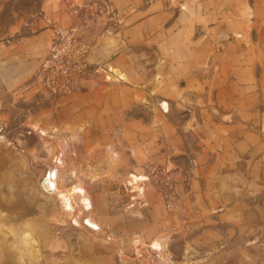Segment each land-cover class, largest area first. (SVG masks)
Masks as SVG:
<instances>
[{
  "label": "crops",
  "instance_id": "0c3cea01",
  "mask_svg": "<svg viewBox=\"0 0 264 264\" xmlns=\"http://www.w3.org/2000/svg\"><path fill=\"white\" fill-rule=\"evenodd\" d=\"M81 1L58 0L55 5L50 1L41 14L66 25L70 7ZM145 1L105 0L119 14L122 43L99 62L94 77L88 76L79 90L61 98L67 108L56 111L13 108L15 102L32 97L28 86L49 48L50 28L41 14L28 18L14 7L13 16L0 13L3 132L13 146L27 147L29 152L33 135H39L44 146H55L61 139L66 148H81L74 161L62 159L63 179L73 170L71 182L81 185L87 173L86 147L118 149L125 156L121 172L132 170L122 182L124 205L130 202V210L143 214L127 213L126 221L133 218L141 228L151 226L163 204L150 188L146 165L157 166L158 171L170 168L176 194L171 222L183 240L182 252L202 242H209L204 252L211 251L217 221L238 228L244 240L252 233L257 244L264 240V0H170L184 6L167 12L163 0ZM3 5L0 0V8ZM34 124L50 135L55 131L58 138L41 135ZM137 148L141 154L135 160L128 158ZM14 168L18 169L16 158L7 156L0 145V186ZM54 168L56 173L52 166L43 167L38 181L58 177L60 170ZM132 173L148 179L130 183ZM47 187L41 194L53 197L51 186ZM139 190L141 207L130 198ZM30 210L25 219L31 222L35 216ZM156 222L165 228L164 218L157 215ZM156 232L148 237L150 243L161 240L163 230ZM144 233H132L136 246ZM5 255L12 257L7 251Z\"/></svg>",
  "mask_w": 264,
  "mask_h": 264
},
{
  "label": "rangeland",
  "instance_id": "374dc122",
  "mask_svg": "<svg viewBox=\"0 0 264 264\" xmlns=\"http://www.w3.org/2000/svg\"><path fill=\"white\" fill-rule=\"evenodd\" d=\"M50 1L55 5L58 0H3L4 5L0 8V13L5 14L7 18L13 16L11 7H14L19 8L18 10L28 18H33L41 14V8H47V2ZM163 2L165 12L171 8L184 6L170 0H163ZM76 5L75 3L70 7V21L73 19L71 10ZM113 12L114 14L110 15L116 19L115 32H120L119 14L115 10ZM33 75L28 86L32 96L30 101H17L13 106L19 112L39 107H49L53 111L58 110L59 107L60 110L65 109L68 105H64L61 98L70 96L80 87L79 84L77 89L68 93L49 94L36 85ZM90 75L94 77L93 71ZM90 75L79 82H83ZM109 77L108 75L107 78ZM87 88V90L92 89L91 86ZM76 96L74 94L71 100L75 101ZM88 101L92 102V99L89 98ZM75 103L74 106H76ZM17 117L22 116L20 114ZM51 117L53 116L49 114L48 118ZM2 135L9 144L2 146L0 142V145L7 156L16 158L18 169L14 168L11 176L5 179L4 186H0V202L6 206L4 208L0 206V264H264V240L256 244L251 236L252 233L249 236L246 235L248 240H244V234L238 233V228L222 226V223H227L226 221H217V226L214 225L211 251L204 252L205 249L208 250L205 246H208L209 242L208 244L202 242L199 247L197 244L186 246L185 251L182 252L183 240L178 238L179 231L172 226L171 222L175 217L173 209L176 194L173 193L170 168H160L158 171L157 166L146 165L150 174V188L160 195L163 204L162 209L152 218L151 226L141 228L138 225L139 222L132 223L133 218H127L129 222L126 221L127 213L130 217H142L143 214L140 209L126 208L125 205H128V202L124 205L122 182L128 174L127 171L132 170L127 169L126 172H121V168L125 166V156L118 149L108 152L107 148H98L96 151L93 147L85 148L87 156L84 160L87 166L84 169L87 173L82 175L81 181L79 179L78 181L86 188L88 196L79 182H71L73 170L68 172L67 179H63L66 174V168L62 164L63 157L66 161L72 162L76 158V153L82 151L81 148L67 147L66 149V145L61 143V139L60 141L57 139L58 135L55 133L57 146L52 144L44 146V140H41L39 135H33L31 141L33 148L29 152L27 147L24 150L13 146L0 125L1 140ZM138 148L133 149L128 158L130 156L135 160L137 154L142 152ZM51 149H54L55 153ZM64 150L65 156H63ZM46 166H52L54 171V167L60 170L58 177L51 178L47 182V186H51L53 192V197L49 198L41 194L37 184L43 167ZM31 171L33 174L29 176L28 173ZM146 178L148 179V176ZM129 179V182L133 183L131 177ZM66 189L70 193L73 208L67 209L64 204ZM23 198L31 203V216H35L31 220L34 221H28L29 218L25 219L26 216L17 218V211L7 208L11 204L22 202ZM141 201L143 202V199ZM157 215L158 218L165 219V228L163 224L156 222ZM77 216L79 225H74L73 220ZM92 218L100 224V229L98 223ZM68 219L73 222L69 223ZM24 221L27 222L24 223ZM156 230L159 232L163 230L160 235L162 241H158L160 246L153 247L148 237L157 236ZM134 231L145 232L142 243L137 246L132 241ZM5 251L12 257L7 258Z\"/></svg>",
  "mask_w": 264,
  "mask_h": 264
},
{
  "label": "built area",
  "instance_id": "2783aa9c",
  "mask_svg": "<svg viewBox=\"0 0 264 264\" xmlns=\"http://www.w3.org/2000/svg\"><path fill=\"white\" fill-rule=\"evenodd\" d=\"M71 12L73 19L66 25L41 14L51 30V42L33 77L36 85L49 94L77 89L82 78L100 68L99 63L88 62L90 48L97 38L112 35L117 29L116 19L110 15L114 12L104 0H84ZM137 194L130 198L138 203ZM127 206L132 205L129 202Z\"/></svg>",
  "mask_w": 264,
  "mask_h": 264
},
{
  "label": "water",
  "instance_id": "95a60500",
  "mask_svg": "<svg viewBox=\"0 0 264 264\" xmlns=\"http://www.w3.org/2000/svg\"><path fill=\"white\" fill-rule=\"evenodd\" d=\"M120 32L117 31L113 33L112 35H107L102 38H100L96 43L92 45L89 51V56H88V62L90 64H96L100 62L101 60L107 59L111 53V51L122 43V38L120 36ZM3 138L0 141L2 146H6L9 144V142L5 139L4 135H2ZM137 200H138V206L142 205V196L141 193L137 194ZM22 202H17L15 204H11L7 206L9 210L17 211V218H21L25 216L29 210L31 209V203L28 199L23 198ZM0 206L2 208L6 207L4 203L0 202ZM126 208L130 209L127 205H125Z\"/></svg>",
  "mask_w": 264,
  "mask_h": 264
},
{
  "label": "bare ground",
  "instance_id": "6f19581e",
  "mask_svg": "<svg viewBox=\"0 0 264 264\" xmlns=\"http://www.w3.org/2000/svg\"><path fill=\"white\" fill-rule=\"evenodd\" d=\"M34 127H36L38 130H39V132H40V134H42V135H48V136H54L55 134H49L48 132H46V130L44 129V128H39V126H37V124H34L33 125ZM56 136V135H55ZM46 137V136H45ZM57 138V137H56ZM74 140H75V138H74ZM46 141V140H45ZM51 141V140H50ZM58 142V141H57ZM48 143V142H47ZM62 143V142H61ZM66 143V142H65ZM59 144V143H58ZM63 144V143H62ZM60 145V144H59ZM55 146H57V145H55ZM63 147V146H62ZM66 148V147H65ZM67 149V148H66ZM50 151V150H49ZM51 151H54V149H51ZM50 151V152H51ZM65 151V150H64ZM52 153V152H51ZM54 153H55V151H54ZM58 171V170H57ZM55 173H56V171H55ZM130 177H132L131 179V181L132 182H136V181H138V180H142V179H145L146 178V176H144V174H134V173H132V174H130ZM130 180V179H129ZM37 182H38V186H39V188H40V192L41 193H46V187H47V182H48V180H47V178H45L43 181H38L37 180ZM48 188V187H47ZM51 193V192H50ZM64 195H65V197H64V204L66 205V208L68 209V208H73L74 206L71 204V197H70V193H69V191L66 189L65 191H64ZM52 194V193H51ZM44 197H47V195H44ZM64 212L67 214V212L64 210ZM77 222H78V216H77V218L75 219ZM94 225V224H93ZM158 241L159 240H153L152 241V243H151V245L153 246V247H158V246H160L159 245V243H158ZM139 250V249H138ZM10 253V252H9Z\"/></svg>",
  "mask_w": 264,
  "mask_h": 264
}]
</instances>
